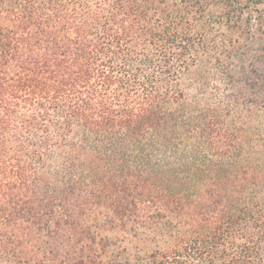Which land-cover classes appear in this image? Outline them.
Masks as SVG:
<instances>
[{"label": "trees", "instance_id": "1", "mask_svg": "<svg viewBox=\"0 0 264 264\" xmlns=\"http://www.w3.org/2000/svg\"><path fill=\"white\" fill-rule=\"evenodd\" d=\"M259 3L0 0V258L264 264Z\"/></svg>", "mask_w": 264, "mask_h": 264}, {"label": "rangeland", "instance_id": "2", "mask_svg": "<svg viewBox=\"0 0 264 264\" xmlns=\"http://www.w3.org/2000/svg\"><path fill=\"white\" fill-rule=\"evenodd\" d=\"M261 3L257 4L259 7V9L264 11V0H259ZM256 14V12L254 13V15ZM253 32L255 33V42L252 43V54L250 55V61L247 62V64L249 65L248 67H250L251 65H254L258 71H261L264 69V44L263 42L259 39V32L257 30V21H253ZM257 56H261V58L259 57L257 59ZM197 71H195V73H192V75H188L185 79V83L186 85L189 86L190 93H192L193 95L195 93L198 92V88L197 86L194 84V82L196 81V76L198 75V73H196ZM262 74V73H261ZM212 81V79H211ZM215 82V81H214ZM219 82V80L217 81ZM216 83V82H215ZM219 86L223 87V83L220 81L219 82ZM252 97L255 98V95L252 94ZM251 97V99H253ZM258 99H263L264 98V92H261L260 94H258ZM0 264H7L2 258H0Z\"/></svg>", "mask_w": 264, "mask_h": 264}]
</instances>
